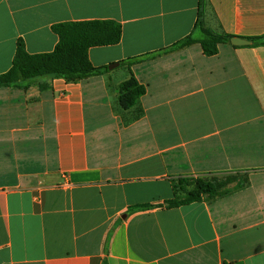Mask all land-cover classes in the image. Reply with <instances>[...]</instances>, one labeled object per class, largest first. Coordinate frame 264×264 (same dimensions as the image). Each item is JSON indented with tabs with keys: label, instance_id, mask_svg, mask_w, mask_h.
Returning a JSON list of instances; mask_svg holds the SVG:
<instances>
[{
	"label": "crops",
	"instance_id": "0c3cea01",
	"mask_svg": "<svg viewBox=\"0 0 264 264\" xmlns=\"http://www.w3.org/2000/svg\"><path fill=\"white\" fill-rule=\"evenodd\" d=\"M198 13L199 0H0V75L19 40L53 52L54 25L122 27L119 44L89 51L114 69L0 88V264H264V47L163 52L200 37ZM203 20L263 36L264 0H207ZM131 73L146 94L124 110ZM213 176L239 179L225 196L165 206L172 180Z\"/></svg>",
	"mask_w": 264,
	"mask_h": 264
},
{
	"label": "trees",
	"instance_id": "16d2710c",
	"mask_svg": "<svg viewBox=\"0 0 264 264\" xmlns=\"http://www.w3.org/2000/svg\"><path fill=\"white\" fill-rule=\"evenodd\" d=\"M207 0H199V13L196 29L200 37L189 36L180 40L163 52H173L200 44L206 56H215L221 45H232L235 36L206 27L203 20V9ZM53 32L58 37V44L53 52L30 54L22 40L17 43V49L12 68L0 75V88H24L40 78H61L69 83H78L92 76L102 75L108 67H95L90 60L89 51L94 47L114 46L122 40V27L114 21H81L66 22L54 25ZM253 41L251 47H264V35L247 38ZM233 46V45H232ZM236 48V46H233ZM135 59L122 62L132 66ZM146 87L141 85L131 73L130 78L118 87L119 104L124 110L135 107ZM238 176L219 177H181L172 180L173 198L165 202L167 208H178L196 202L211 201L219 196H225L231 191L227 186L238 181ZM236 189L244 187L248 179L242 176ZM152 207L151 205L135 206L132 210Z\"/></svg>",
	"mask_w": 264,
	"mask_h": 264
},
{
	"label": "water",
	"instance_id": "95a60500",
	"mask_svg": "<svg viewBox=\"0 0 264 264\" xmlns=\"http://www.w3.org/2000/svg\"><path fill=\"white\" fill-rule=\"evenodd\" d=\"M231 43H232L233 46H237V47L250 46V45L253 44V42L251 40H247V39L240 38V37L232 38ZM119 65H120V63L110 64L108 66V69L112 70V69H114L115 67H117Z\"/></svg>",
	"mask_w": 264,
	"mask_h": 264
}]
</instances>
